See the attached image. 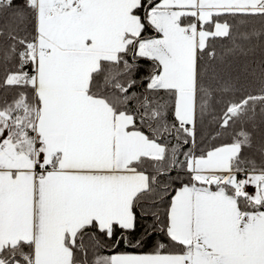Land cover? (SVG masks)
Instances as JSON below:
<instances>
[{
	"label": "snow or ice",
	"instance_id": "1",
	"mask_svg": "<svg viewBox=\"0 0 264 264\" xmlns=\"http://www.w3.org/2000/svg\"><path fill=\"white\" fill-rule=\"evenodd\" d=\"M0 264H264V0H0Z\"/></svg>",
	"mask_w": 264,
	"mask_h": 264
}]
</instances>
